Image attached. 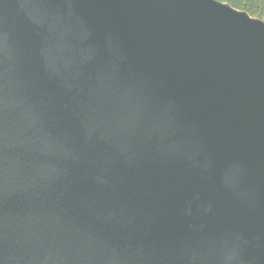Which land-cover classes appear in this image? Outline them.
Listing matches in <instances>:
<instances>
[{
  "label": "water",
  "instance_id": "water-1",
  "mask_svg": "<svg viewBox=\"0 0 264 264\" xmlns=\"http://www.w3.org/2000/svg\"><path fill=\"white\" fill-rule=\"evenodd\" d=\"M0 264H264V22L0 0Z\"/></svg>",
  "mask_w": 264,
  "mask_h": 264
},
{
  "label": "trees",
  "instance_id": "trees-1",
  "mask_svg": "<svg viewBox=\"0 0 264 264\" xmlns=\"http://www.w3.org/2000/svg\"><path fill=\"white\" fill-rule=\"evenodd\" d=\"M264 22V0H218Z\"/></svg>",
  "mask_w": 264,
  "mask_h": 264
}]
</instances>
